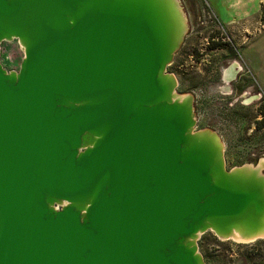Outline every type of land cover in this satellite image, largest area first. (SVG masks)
Listing matches in <instances>:
<instances>
[{"label":"water","instance_id":"water-1","mask_svg":"<svg viewBox=\"0 0 264 264\" xmlns=\"http://www.w3.org/2000/svg\"><path fill=\"white\" fill-rule=\"evenodd\" d=\"M187 30L180 0H0L23 51L0 62V264H205L199 234L264 238L261 159L227 169L165 72Z\"/></svg>","mask_w":264,"mask_h":264},{"label":"rangeland","instance_id":"rangeland-1","mask_svg":"<svg viewBox=\"0 0 264 264\" xmlns=\"http://www.w3.org/2000/svg\"><path fill=\"white\" fill-rule=\"evenodd\" d=\"M180 3L188 30L165 72L176 78L178 94L193 95L194 130L209 129L218 135L226 168L256 165L264 159V132L255 128V103L242 105L241 99L237 100L231 93L226 74L234 70L233 78L243 67L242 71L248 70L249 77L264 87V4L252 20L223 25L204 0H180ZM0 48L3 66L17 70L23 58L17 40L2 41ZM257 151L261 153L256 158ZM196 243L205 264H209L207 255L210 264H260L259 261H264V238L239 243L207 231L198 236Z\"/></svg>","mask_w":264,"mask_h":264},{"label":"flooded vegetation","instance_id":"flooded-vegetation-1","mask_svg":"<svg viewBox=\"0 0 264 264\" xmlns=\"http://www.w3.org/2000/svg\"><path fill=\"white\" fill-rule=\"evenodd\" d=\"M243 67H241L236 75L232 78L233 74H229L227 71L226 76L228 75L229 79V89H231V93L238 97L240 103L242 105H251L255 103L253 109V119L255 122V128H258L259 131L264 132V126L261 127V123H264V87H262L259 83L252 80L248 73V70L242 71ZM231 83V84H230ZM227 88V87H225ZM260 151H257L255 154L256 158L259 157ZM264 155V153H262ZM253 158L254 160L256 159Z\"/></svg>","mask_w":264,"mask_h":264},{"label":"crops","instance_id":"crops-1","mask_svg":"<svg viewBox=\"0 0 264 264\" xmlns=\"http://www.w3.org/2000/svg\"><path fill=\"white\" fill-rule=\"evenodd\" d=\"M220 24L232 25L238 20H252L256 17L264 0H204Z\"/></svg>","mask_w":264,"mask_h":264},{"label":"bare ground","instance_id":"bare-ground-1","mask_svg":"<svg viewBox=\"0 0 264 264\" xmlns=\"http://www.w3.org/2000/svg\"><path fill=\"white\" fill-rule=\"evenodd\" d=\"M233 71H234V70L231 69V70L229 71V74H230V73L233 74ZM184 98H185V96H181V97H180V99H184ZM263 168H264V159H261L260 162H259V164H258L257 167H256V170L259 172V170H261V169H263ZM258 234H259V236H263V237H264V226L259 230ZM199 235H200V234H199ZM234 236H237V237L239 238L238 234H236V235H234ZM233 241H234V240H233ZM237 241H238L239 243H247V242H250V241L245 240L244 237L238 239Z\"/></svg>","mask_w":264,"mask_h":264},{"label":"trees","instance_id":"trees-1","mask_svg":"<svg viewBox=\"0 0 264 264\" xmlns=\"http://www.w3.org/2000/svg\"><path fill=\"white\" fill-rule=\"evenodd\" d=\"M216 45H217V43L215 44V46H216ZM263 126H264V123H261V127H263ZM258 242H260V241L257 240V243H258ZM203 252H205V250H203ZM205 254H206V252H205ZM206 255H207V254H206ZM249 257H250V256H249ZM263 257H264V256H263ZM263 257H262V258H263ZM249 260H252V259L250 258ZM207 262L210 264V261L208 260V255H207ZM259 263H260V264H264V261H263L262 263H261V261H259Z\"/></svg>","mask_w":264,"mask_h":264},{"label":"built area","instance_id":"built-area-1","mask_svg":"<svg viewBox=\"0 0 264 264\" xmlns=\"http://www.w3.org/2000/svg\"><path fill=\"white\" fill-rule=\"evenodd\" d=\"M1 49V48H0ZM1 62V61H0Z\"/></svg>","mask_w":264,"mask_h":264}]
</instances>
